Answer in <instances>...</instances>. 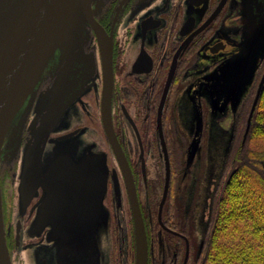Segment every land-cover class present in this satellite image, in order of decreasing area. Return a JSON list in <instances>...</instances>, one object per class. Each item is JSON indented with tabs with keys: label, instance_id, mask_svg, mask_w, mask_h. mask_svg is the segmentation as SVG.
<instances>
[{
	"label": "flooded vegetation",
	"instance_id": "flooded-vegetation-1",
	"mask_svg": "<svg viewBox=\"0 0 264 264\" xmlns=\"http://www.w3.org/2000/svg\"><path fill=\"white\" fill-rule=\"evenodd\" d=\"M243 1H91L95 20L112 38L111 124L126 162L117 159L103 125L101 69L90 29L83 49L95 52L97 72L52 126L40 159L24 157L32 141L29 123L43 109L55 71L44 72L36 87L17 148H5L7 138L2 143L0 197L11 264H133L131 181L145 226L147 264L198 258L206 226L195 217L193 193L181 188L194 158L187 160L191 141L198 138V149L203 137L216 139L221 120L236 131L264 70L263 47L257 50L256 82L241 100L245 84L227 95V72L240 73ZM197 111L202 125L195 135ZM206 121H212L209 131ZM163 145L169 179L159 220Z\"/></svg>",
	"mask_w": 264,
	"mask_h": 264
},
{
	"label": "water",
	"instance_id": "water-1",
	"mask_svg": "<svg viewBox=\"0 0 264 264\" xmlns=\"http://www.w3.org/2000/svg\"><path fill=\"white\" fill-rule=\"evenodd\" d=\"M91 1L0 0V153L5 138V148H17L36 87L44 72L55 71L56 77L44 94V107L35 113L29 123L32 141L24 157L28 162L40 159L43 142L52 126L65 107L89 86L88 79L97 72L95 52H85L83 49V44L91 39V29L96 38L101 69L100 111L103 125L117 159L126 162L111 124L112 38L95 20ZM242 6L246 32L240 62L236 65L240 73L237 75L233 68L227 72L229 96L234 95L239 86L251 81L257 66V50L264 47V0H244ZM171 73L172 69L165 82L161 101ZM263 81L264 70L250 104L243 138L248 132ZM201 125V115L197 111L195 135L199 133ZM197 146L198 138L194 137L187 155L188 161L193 158ZM162 154L165 161V180L158 208L159 220L169 179L168 154L164 145ZM128 196L134 237L133 264H147L145 226L132 181L131 185L128 184ZM0 264H11L5 242L1 197Z\"/></svg>",
	"mask_w": 264,
	"mask_h": 264
},
{
	"label": "trees",
	"instance_id": "trees-1",
	"mask_svg": "<svg viewBox=\"0 0 264 264\" xmlns=\"http://www.w3.org/2000/svg\"><path fill=\"white\" fill-rule=\"evenodd\" d=\"M210 210L191 264H264V83L244 142L235 140L229 150Z\"/></svg>",
	"mask_w": 264,
	"mask_h": 264
},
{
	"label": "rangeland",
	"instance_id": "rangeland-1",
	"mask_svg": "<svg viewBox=\"0 0 264 264\" xmlns=\"http://www.w3.org/2000/svg\"><path fill=\"white\" fill-rule=\"evenodd\" d=\"M254 75L251 81L245 84L243 90L240 92L239 100H241L245 92L251 88L252 84L256 82V76ZM249 98L251 99L252 96L250 95ZM248 102L245 104V109L249 106L247 105ZM247 110L243 111L244 115ZM211 122L206 121V123H204V131H209L208 129ZM244 123L245 118L243 116L242 120L237 122L236 131H230L229 122L221 120L218 125H216L217 130L214 129L217 131L215 135L216 139L211 141L209 138H202L203 141L201 146L198 147L193 155L194 158L189 162L190 170L185 177V180L181 182L182 190L186 189L189 194L193 193L194 195L196 205L194 214L195 217L201 221L203 229L208 223L213 193L229 150L235 140L238 139V141L244 142L246 138V136L243 138L244 130L240 129L241 127L244 128ZM226 130H229L230 132H227ZM231 133L234 134L232 135ZM205 141H207V144H205ZM209 141L211 142L209 143ZM181 155L184 158V153ZM26 263L27 260L25 259V264ZM18 264H23L22 259H19Z\"/></svg>",
	"mask_w": 264,
	"mask_h": 264
}]
</instances>
